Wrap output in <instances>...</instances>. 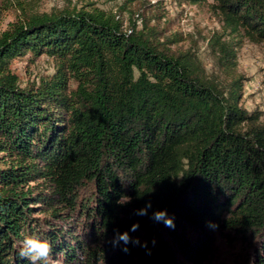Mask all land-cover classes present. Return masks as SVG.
Instances as JSON below:
<instances>
[{"label": "trees", "instance_id": "trees-1", "mask_svg": "<svg viewBox=\"0 0 264 264\" xmlns=\"http://www.w3.org/2000/svg\"><path fill=\"white\" fill-rule=\"evenodd\" d=\"M211 1L229 34L264 41V0ZM210 45L232 77L238 44ZM26 54L51 58V74L20 84L12 62ZM238 82L209 83L145 22L93 5L11 22L0 32V264H30L27 236L64 264H209L216 237L264 264V124L238 105ZM37 202L45 217L32 215ZM165 208L174 228L151 218ZM136 222L140 243L114 247V230Z\"/></svg>", "mask_w": 264, "mask_h": 264}, {"label": "rangeland", "instance_id": "rangeland-1", "mask_svg": "<svg viewBox=\"0 0 264 264\" xmlns=\"http://www.w3.org/2000/svg\"><path fill=\"white\" fill-rule=\"evenodd\" d=\"M88 5L117 13L124 25L134 21L140 27L145 22L156 31L163 47L171 53L183 54L195 66L200 77L223 90L229 88L231 78H237L238 105L247 111H259V121L264 124V41L251 42L239 35L229 34L211 0L198 4L184 0H0V32L24 14L51 13L62 8H84ZM212 37L229 42L233 39L238 44L232 77L218 65L216 49L210 45ZM12 69L20 84H36L51 74L53 62L46 55L31 57L26 54L13 60ZM34 184L36 182L28 185ZM36 186L41 188L42 185ZM86 194L87 189L83 188L77 197H85ZM45 208L40 202L32 204V215L45 217L46 213L41 212ZM81 220V217H72L73 224H81ZM213 246L209 264H248L242 258L249 252L246 244H230L216 237ZM52 257L55 264H64L58 254Z\"/></svg>", "mask_w": 264, "mask_h": 264}, {"label": "clouds", "instance_id": "clouds-1", "mask_svg": "<svg viewBox=\"0 0 264 264\" xmlns=\"http://www.w3.org/2000/svg\"><path fill=\"white\" fill-rule=\"evenodd\" d=\"M152 207V202L147 201L145 206L136 211V215L144 216L148 214V210ZM157 223H163L165 227L174 228L175 223L173 217L168 215V210L160 209L152 213L151 217ZM215 227V225H212ZM139 228V222L133 223L130 229L120 232L114 230L115 235L112 239L113 246L119 245L121 241L127 245L130 241L133 243H140L139 238L133 240L130 236V232H135ZM155 244V240H153ZM146 247V242L144 245ZM52 245L47 239H41L38 236H27L22 241V245L19 250V255L30 261V264H55L52 257ZM123 251L128 252L129 249L125 247Z\"/></svg>", "mask_w": 264, "mask_h": 264}]
</instances>
